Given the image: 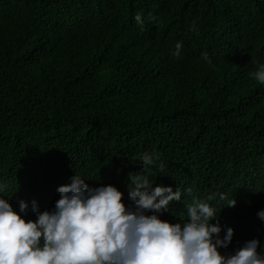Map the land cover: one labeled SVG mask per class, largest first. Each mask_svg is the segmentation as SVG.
I'll return each mask as SVG.
<instances>
[{"label": "trees", "instance_id": "1", "mask_svg": "<svg viewBox=\"0 0 264 264\" xmlns=\"http://www.w3.org/2000/svg\"><path fill=\"white\" fill-rule=\"evenodd\" d=\"M261 64L264 0H0V196L35 220L76 174L126 204L138 174L180 188L162 219L206 201L235 230L222 254L264 252Z\"/></svg>", "mask_w": 264, "mask_h": 264}, {"label": "clouds", "instance_id": "2", "mask_svg": "<svg viewBox=\"0 0 264 264\" xmlns=\"http://www.w3.org/2000/svg\"><path fill=\"white\" fill-rule=\"evenodd\" d=\"M134 19L144 24L141 13ZM182 46L177 42L176 58ZM203 59L212 63L207 53ZM252 76L264 84V64ZM154 159L159 155L144 153L143 168ZM128 179L130 204L117 186L90 187L76 174L70 184L58 187L61 198L53 210L41 212L38 202H31L35 220L27 218V201H21L17 211L0 196V264H264L259 238L246 241L234 254L221 253L232 243L235 230L228 227L221 236L215 205L194 200L188 204V219L172 223L161 217L173 202L181 201L180 188L154 187L147 176L133 173ZM236 203L231 199L226 206ZM257 216L264 221V210Z\"/></svg>", "mask_w": 264, "mask_h": 264}]
</instances>
